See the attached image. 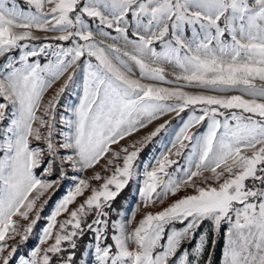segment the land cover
<instances>
[{"label": "snow or ice", "instance_id": "snow-or-ice-1", "mask_svg": "<svg viewBox=\"0 0 264 264\" xmlns=\"http://www.w3.org/2000/svg\"><path fill=\"white\" fill-rule=\"evenodd\" d=\"M22 3L0 0V264H264V0Z\"/></svg>", "mask_w": 264, "mask_h": 264}, {"label": "rangeland", "instance_id": "rangeland-1", "mask_svg": "<svg viewBox=\"0 0 264 264\" xmlns=\"http://www.w3.org/2000/svg\"><path fill=\"white\" fill-rule=\"evenodd\" d=\"M21 6H23V3H22V2H21ZM36 34H37V35H41V36L45 35L44 33H36ZM49 35H51V34H49ZM79 91H80L79 87H75V88L70 89V90L65 94V96L62 98V101H61V109H60L61 112L64 111V109H63V105L76 102V100H77V94H78ZM0 102H2V101H0ZM161 122H162V121H161ZM152 127H153V126H149V127L146 128V129H142L138 134H135V135L133 136V139H138L140 136L146 135L147 132H149V131L152 130ZM124 142H125V143H129L130 141H124ZM161 150H163V145H162V144H158V143L151 144V145H149V146L144 150V152L141 154V159L147 161L148 159H150L151 154L156 153V154L158 155V154H159V151H161ZM98 170H99V169H98ZM83 175H85V176H86V175H90V173H84ZM67 187H68V185L66 184V187H65V189H64L63 194H61V196H60V197H59L54 203L50 204V206H49L47 209L44 210V213L42 214L43 217H47V216L49 215V213L52 211L53 207L55 206L56 202L59 201V199H60V198L66 193V191H67ZM133 195H134V198H133V199H130V200L128 201L127 206H126V208H124V209H127V208L130 206V204H131L132 207H134L135 204H136L137 201H138V197H137V195H135V186H134V185H133ZM129 202H130V204H129ZM124 209H123V210H124ZM126 214H127V215H130V213H126ZM119 218H120V217H119ZM138 218H139V216H137V219H138ZM40 222H41V223L39 224V227H38V229H37V232H39L40 229H42V227L44 226V220L42 219V221H40ZM35 243H37V241H36V239H35V237H34L33 245H34ZM33 245H32V246H33ZM32 246H31V247H32ZM20 254L23 255L24 252L21 250Z\"/></svg>", "mask_w": 264, "mask_h": 264}, {"label": "trees", "instance_id": "trees-1", "mask_svg": "<svg viewBox=\"0 0 264 264\" xmlns=\"http://www.w3.org/2000/svg\"><path fill=\"white\" fill-rule=\"evenodd\" d=\"M22 2V0H21ZM66 185L64 187H62L53 197H52V200L50 201L49 205L46 206L45 209H47L50 204L54 203L60 196L61 194H63L64 192V189H65ZM134 198V195H133V186H130L129 188H127L126 190H124L122 192V194L117 198V200L115 201L114 203V208L116 209H119V210H123L124 208H126L127 206V203L130 199H133ZM44 213V212H43ZM112 216V219H119V216H117L115 213H112L111 214ZM42 221V220H41ZM41 223V222H40ZM39 223V224H40ZM39 224L37 225V228L35 231H37L38 227H39ZM89 236H85L84 237V240L80 241V245H81V248L83 247V245L89 240ZM33 242H34V236L32 239H30L28 241V244L26 246V248H22L21 250L23 252H25L27 249L31 248V246L33 245ZM78 257L80 255V252L78 251ZM217 255H219V252H217Z\"/></svg>", "mask_w": 264, "mask_h": 264}]
</instances>
